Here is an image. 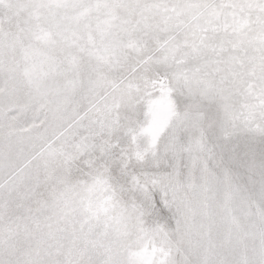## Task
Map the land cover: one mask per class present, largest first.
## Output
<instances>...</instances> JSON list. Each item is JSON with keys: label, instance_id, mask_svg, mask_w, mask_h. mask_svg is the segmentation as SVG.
Wrapping results in <instances>:
<instances>
[{"label": "snow or ice", "instance_id": "1", "mask_svg": "<svg viewBox=\"0 0 264 264\" xmlns=\"http://www.w3.org/2000/svg\"><path fill=\"white\" fill-rule=\"evenodd\" d=\"M0 264H264V0H0Z\"/></svg>", "mask_w": 264, "mask_h": 264}]
</instances>
